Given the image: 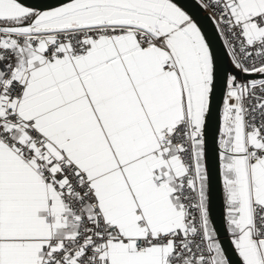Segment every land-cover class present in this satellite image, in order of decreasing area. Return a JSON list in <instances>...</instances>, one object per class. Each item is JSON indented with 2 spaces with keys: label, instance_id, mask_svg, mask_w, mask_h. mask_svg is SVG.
I'll return each mask as SVG.
<instances>
[{
  "label": "snow or ice",
  "instance_id": "obj_1",
  "mask_svg": "<svg viewBox=\"0 0 264 264\" xmlns=\"http://www.w3.org/2000/svg\"><path fill=\"white\" fill-rule=\"evenodd\" d=\"M0 264H264V0H0Z\"/></svg>",
  "mask_w": 264,
  "mask_h": 264
}]
</instances>
